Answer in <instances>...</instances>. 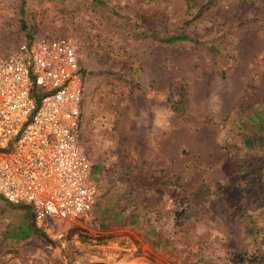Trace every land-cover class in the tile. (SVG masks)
I'll use <instances>...</instances> for the list:
<instances>
[{
  "label": "rangeland",
  "instance_id": "rangeland-1",
  "mask_svg": "<svg viewBox=\"0 0 264 264\" xmlns=\"http://www.w3.org/2000/svg\"><path fill=\"white\" fill-rule=\"evenodd\" d=\"M28 34L78 45L99 190L58 234L0 196V264H264V0H0V52Z\"/></svg>",
  "mask_w": 264,
  "mask_h": 264
},
{
  "label": "built area",
  "instance_id": "built-area-1",
  "mask_svg": "<svg viewBox=\"0 0 264 264\" xmlns=\"http://www.w3.org/2000/svg\"><path fill=\"white\" fill-rule=\"evenodd\" d=\"M84 75L68 36L28 34L0 52V196L47 234L94 218L99 186L78 137Z\"/></svg>",
  "mask_w": 264,
  "mask_h": 264
},
{
  "label": "trees",
  "instance_id": "trees-1",
  "mask_svg": "<svg viewBox=\"0 0 264 264\" xmlns=\"http://www.w3.org/2000/svg\"><path fill=\"white\" fill-rule=\"evenodd\" d=\"M213 0H208V3H211ZM189 34L186 32H177L175 34H171L170 36H164L160 38V41L165 42V43H174L176 41H181V40H187L189 39ZM261 108V109H259ZM240 119H242L239 125V134L243 138L244 146L246 148H252L254 145V139L256 137L264 135V108L263 107H249L245 108L244 112H240L238 114ZM246 120L250 121V127L254 129V135L255 137H251L248 135V129L247 126L248 124L246 123ZM250 133V132H249ZM92 173V171H91ZM24 209L28 211H31L29 207L27 206H22ZM36 233V230L32 226H29L27 229H25L24 232H22L21 237L26 238L29 235ZM17 236V234H16Z\"/></svg>",
  "mask_w": 264,
  "mask_h": 264
}]
</instances>
